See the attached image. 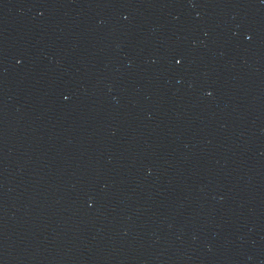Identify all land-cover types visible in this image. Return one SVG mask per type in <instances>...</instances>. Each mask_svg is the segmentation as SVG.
<instances>
[{
  "label": "water",
  "instance_id": "water-1",
  "mask_svg": "<svg viewBox=\"0 0 264 264\" xmlns=\"http://www.w3.org/2000/svg\"><path fill=\"white\" fill-rule=\"evenodd\" d=\"M0 264H264V0H0Z\"/></svg>",
  "mask_w": 264,
  "mask_h": 264
}]
</instances>
